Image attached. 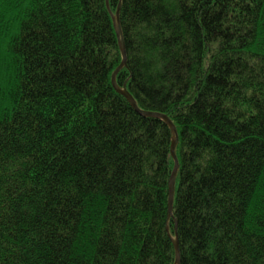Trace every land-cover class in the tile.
Segmentation results:
<instances>
[{"label": "trees", "instance_id": "trees-1", "mask_svg": "<svg viewBox=\"0 0 264 264\" xmlns=\"http://www.w3.org/2000/svg\"><path fill=\"white\" fill-rule=\"evenodd\" d=\"M115 73L176 127L171 218L172 131ZM177 235L264 264V0H0V264H175Z\"/></svg>", "mask_w": 264, "mask_h": 264}, {"label": "water", "instance_id": "water-1", "mask_svg": "<svg viewBox=\"0 0 264 264\" xmlns=\"http://www.w3.org/2000/svg\"><path fill=\"white\" fill-rule=\"evenodd\" d=\"M119 16V11H117L116 15H113V21H114V25H115V29L118 35V39H119V43L121 46V51L123 54V61L120 65V67L118 68L117 72L120 71L122 68H124L126 66V59H127V55H126V50L123 47L122 44V39H121V31H120V27L119 24L117 23V18ZM116 76L117 74L115 73L114 77H113V85L114 88L122 95L126 98V100L129 101V103L132 105V107L143 117H148V118H157L160 119L162 121H164L169 128L172 131V142H171V148H170V152H171V157L174 161V169L171 175V180H170V188H169V204H168V208H169V218H171L173 216V205H174V201H175V189H174V184L176 182V177L178 175V171H179V159L177 158V153H176V148H177V143H178V133L176 130L175 125L173 124L172 120L163 114L160 113H154L151 111H142L139 109L135 99L132 97V95L126 90V89H121L120 87H117L116 83ZM169 231V229H168ZM174 249H175V264H181V254H180V241L178 236L174 239Z\"/></svg>", "mask_w": 264, "mask_h": 264}, {"label": "bare ground", "instance_id": "bare-ground-1", "mask_svg": "<svg viewBox=\"0 0 264 264\" xmlns=\"http://www.w3.org/2000/svg\"><path fill=\"white\" fill-rule=\"evenodd\" d=\"M107 2H108V0H107ZM127 57V56H126ZM178 236V235H177Z\"/></svg>", "mask_w": 264, "mask_h": 264}, {"label": "rangeland", "instance_id": "rangeland-1", "mask_svg": "<svg viewBox=\"0 0 264 264\" xmlns=\"http://www.w3.org/2000/svg\"><path fill=\"white\" fill-rule=\"evenodd\" d=\"M118 19V18H117Z\"/></svg>", "mask_w": 264, "mask_h": 264}]
</instances>
